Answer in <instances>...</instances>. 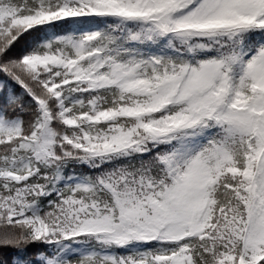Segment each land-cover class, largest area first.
<instances>
[{"label":"snow or ice","instance_id":"1","mask_svg":"<svg viewBox=\"0 0 264 264\" xmlns=\"http://www.w3.org/2000/svg\"><path fill=\"white\" fill-rule=\"evenodd\" d=\"M0 264H264V0H0Z\"/></svg>","mask_w":264,"mask_h":264}]
</instances>
